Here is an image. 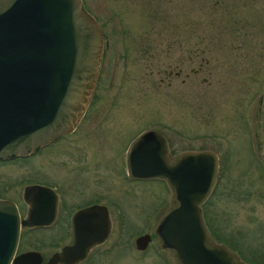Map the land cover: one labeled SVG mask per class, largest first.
Returning a JSON list of instances; mask_svg holds the SVG:
<instances>
[{"label":"rangeland","instance_id":"374dc122","mask_svg":"<svg viewBox=\"0 0 264 264\" xmlns=\"http://www.w3.org/2000/svg\"><path fill=\"white\" fill-rule=\"evenodd\" d=\"M82 2L104 35L86 113L59 142L0 161V195L24 207L22 189L39 182L71 203H109V250L88 264H173L154 237L170 190L159 179H132L126 166L131 141L156 130L172 155L216 152L218 173L204 204L208 233L263 261L264 0ZM21 233V249L37 248L46 259L66 242L58 229ZM146 233L152 240L141 251L136 237Z\"/></svg>","mask_w":264,"mask_h":264},{"label":"water","instance_id":"95a60500","mask_svg":"<svg viewBox=\"0 0 264 264\" xmlns=\"http://www.w3.org/2000/svg\"><path fill=\"white\" fill-rule=\"evenodd\" d=\"M82 0H0V160L29 156L58 141L80 120L99 73L102 36ZM129 177L165 182L171 200L155 225L154 237L173 264H248L216 243L204 223L202 206L212 194L216 152L170 154L164 134L141 133L131 141ZM29 203L20 219L16 203L0 199V264H41L38 251L14 254L21 226L47 225L54 218L56 194L46 185H26ZM101 213L94 233L81 228L86 213ZM73 243L55 251L46 264H76L87 248L104 240L110 221L105 206L79 210ZM152 237H136L146 250Z\"/></svg>","mask_w":264,"mask_h":264},{"label":"flooded vegetation","instance_id":"af4514ba","mask_svg":"<svg viewBox=\"0 0 264 264\" xmlns=\"http://www.w3.org/2000/svg\"><path fill=\"white\" fill-rule=\"evenodd\" d=\"M101 28V26H100ZM101 32H102V28H101ZM101 36H102V42L100 43V46L102 45L103 43V39H104V35H102V33H100ZM103 51V46H101V53ZM101 53H99V56H100V63L102 61V56H101ZM201 61H204V59L202 58ZM100 63L98 64L99 66V73H100ZM165 72V71H164ZM97 73V79H98V74ZM181 73V69H179L177 72H175L176 76H179V74ZM172 71L169 70L168 71V75H172ZM97 82V80H96ZM96 84V83H95ZM94 87V86H93ZM95 88V87H94ZM93 88V90H94ZM93 90H92V93H93ZM91 93V94H92ZM90 94V95H91ZM90 95H89V99H88V103L90 101ZM87 103V105H88ZM87 105H85V109L83 111V114H81L80 116V120L79 122L81 121L82 119V116L85 115L86 113V107ZM79 122L77 123V125H79ZM77 125H74V127L72 128L73 130H71L68 134L65 133L63 134L62 136H65V135H70V133L74 132L75 128L77 127ZM60 136V138L62 137ZM60 138L58 139V141H52L50 142L51 143H54V142H59L60 141ZM50 144L48 145H44L41 148L43 147H48L50 146ZM40 149L38 150V152H35V153H39L40 152ZM33 153V154H35ZM127 153H128V148H127ZM126 153V154H127ZM33 154H30V155H33ZM29 156H20V157H30ZM20 157H15V158H20ZM14 159V158H12ZM7 160V159H6ZM0 161H4V160H0ZM9 161V160H7ZM127 166V164H126ZM129 173V172H128ZM31 184H39V182H34V183H31ZM39 185H46V186H49L48 184H45V183H41ZM49 188L51 190H53L56 194V207H54V218L52 219V223L50 224H47V225H44V226H41V225H36V226H33V227H30V226H21V229L19 230V233H20V238L17 242V249L15 250L14 254H17V253H24V251H28V250H31V251H38L41 256H42V260L40 261L41 264H46V260L55 253V251L59 250L60 248H63L65 247V245H68V244H71L73 243V238H74V235H75V231H74V220L73 218L75 217L76 213L81 210L83 211L85 208L87 207H93L94 205H101V206H105L107 211H108V219L110 221V226L108 227L109 229V233L107 236H105L104 240L100 241V242H97L95 243L94 245H91L89 246L86 250V256L84 258H81L80 260H78V262H76V264H88V263H92L94 258L100 254H104V252H106V250L108 249L109 250V246L106 245V243L108 242V237L111 235L113 229H112V226H113V222H112V219H111V208L110 207V204L109 203H103L101 202V200H97V199H93V200H84L83 202H77V203H71L70 200H67L64 196H63V193H60V191H58L57 188H55L54 186H49ZM23 190V189H22ZM64 194L66 195V192L64 191ZM23 195V194H22ZM3 198V199H9V201H13L14 203H16L17 205V208H18V213L20 215V219L22 220L23 218H25L27 216V209H29V203L26 202L24 199V195H23V201L25 203L24 207L20 206L19 203L15 202L14 200H11L9 198V196H6L4 194L1 193L0 195V199ZM63 198V199H62ZM80 224H81V228L89 233H94L95 232V228H97L98 226V222L101 220V213L97 212L96 213H93V214H88L86 213L84 217H82V219L80 218ZM30 230V231H34V229H40V230H44V229H51V230H54V229H58L60 231H62V233L65 235L64 238H66V242L59 245L58 247H56L53 251H51L52 253L50 254V256L46 259L44 258L43 254L40 252V250H38L37 248L35 249H21V244H20V240L22 239V233H21V230ZM217 243H221V242H217ZM136 244V243H135ZM224 244V243H222ZM107 247H106V246ZM116 245V240L115 241H112L110 247L112 246H115ZM226 245V244H225ZM148 248V247H147ZM140 250V249H139ZM147 250V249H146ZM146 250H141V251H146ZM11 264V262H10Z\"/></svg>","mask_w":264,"mask_h":264},{"label":"trees","instance_id":"16d2710c","mask_svg":"<svg viewBox=\"0 0 264 264\" xmlns=\"http://www.w3.org/2000/svg\"><path fill=\"white\" fill-rule=\"evenodd\" d=\"M202 210H203V214H204V219H205V224H207L208 223V221H209V218H208V214L206 213V211L204 210V206L202 207ZM208 225V224H207ZM209 226V225H208ZM209 233L214 237V238H216L217 237V235H215L212 231H209ZM216 240H217V238H216ZM224 244H227L226 242H225V240H224V242H223ZM234 250L233 251H236V249L235 248H233ZM235 253H237V251L235 252ZM239 253V254H238ZM238 255L242 258V259H246L247 261H248V263H250V264H264V253H261L260 254V256H261V258H262V260L263 261H261L260 263L259 262H256V261H253L252 259H248V258H246L245 257V255H243V253H241V250H239L238 251ZM254 257V256H253Z\"/></svg>","mask_w":264,"mask_h":264}]
</instances>
